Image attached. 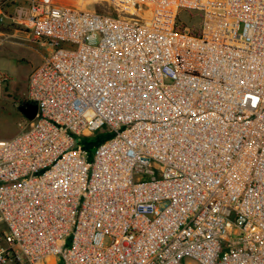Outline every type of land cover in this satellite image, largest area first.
<instances>
[{
  "label": "built area",
  "instance_id": "obj_1",
  "mask_svg": "<svg viewBox=\"0 0 264 264\" xmlns=\"http://www.w3.org/2000/svg\"><path fill=\"white\" fill-rule=\"evenodd\" d=\"M7 27L49 50L0 139V264H264V0H0Z\"/></svg>",
  "mask_w": 264,
  "mask_h": 264
},
{
  "label": "rangeland",
  "instance_id": "obj_2",
  "mask_svg": "<svg viewBox=\"0 0 264 264\" xmlns=\"http://www.w3.org/2000/svg\"><path fill=\"white\" fill-rule=\"evenodd\" d=\"M93 8L107 15H114L113 7L106 3L95 5ZM176 23L185 25L191 30H196L200 23V14L194 11H181L178 14ZM33 46L44 54L49 50L48 47H41L37 44ZM32 56L36 59L35 54H32L26 48L18 46L0 48V72L7 76V80L0 86V139L13 137L24 126L25 119L19 113L18 106H20L21 100L25 98L27 79L31 72L29 69L31 65L29 58ZM108 138L107 133L97 132L89 137L78 138L77 141L87 147L85 150L87 159L91 161L95 146ZM69 242L70 240L67 238L66 245H69ZM57 264H60V261Z\"/></svg>",
  "mask_w": 264,
  "mask_h": 264
},
{
  "label": "crops",
  "instance_id": "obj_3",
  "mask_svg": "<svg viewBox=\"0 0 264 264\" xmlns=\"http://www.w3.org/2000/svg\"><path fill=\"white\" fill-rule=\"evenodd\" d=\"M1 30L4 33L6 40L4 44L0 45V48H4L6 46H18L26 48L32 54H35L36 59L34 58V56L29 58V60L31 61V65L29 67L30 71L35 69L41 63L42 57L45 54L34 48L35 46H33L34 44L31 42V36L27 31L22 29H14L11 27L1 28Z\"/></svg>",
  "mask_w": 264,
  "mask_h": 264
},
{
  "label": "water",
  "instance_id": "obj_4",
  "mask_svg": "<svg viewBox=\"0 0 264 264\" xmlns=\"http://www.w3.org/2000/svg\"><path fill=\"white\" fill-rule=\"evenodd\" d=\"M18 111L26 120H32L36 113V105L25 102L18 106Z\"/></svg>",
  "mask_w": 264,
  "mask_h": 264
},
{
  "label": "trees",
  "instance_id": "obj_5",
  "mask_svg": "<svg viewBox=\"0 0 264 264\" xmlns=\"http://www.w3.org/2000/svg\"><path fill=\"white\" fill-rule=\"evenodd\" d=\"M26 102V100H25V98L23 99V100H21V104H23V103H25ZM20 104V105H21ZM78 147H81V148H83L84 150H86L87 149V147L86 146H83L81 143H80V141L79 142H77V144H76Z\"/></svg>",
  "mask_w": 264,
  "mask_h": 264
}]
</instances>
